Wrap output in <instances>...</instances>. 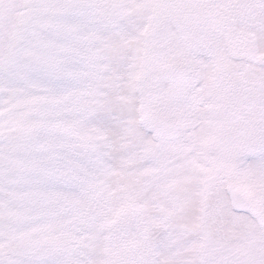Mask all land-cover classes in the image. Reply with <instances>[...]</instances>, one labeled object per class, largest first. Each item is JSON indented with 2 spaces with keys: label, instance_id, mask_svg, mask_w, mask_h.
<instances>
[{
  "label": "snow or ice",
  "instance_id": "6c2138e0",
  "mask_svg": "<svg viewBox=\"0 0 264 264\" xmlns=\"http://www.w3.org/2000/svg\"><path fill=\"white\" fill-rule=\"evenodd\" d=\"M0 264H264V0H0Z\"/></svg>",
  "mask_w": 264,
  "mask_h": 264
}]
</instances>
